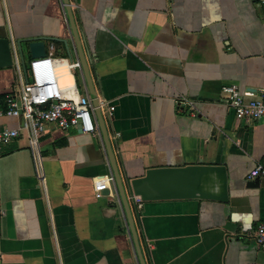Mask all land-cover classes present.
I'll list each match as a JSON object with an SVG mask.
<instances>
[{
    "label": "crops",
    "instance_id": "0c3cea01",
    "mask_svg": "<svg viewBox=\"0 0 264 264\" xmlns=\"http://www.w3.org/2000/svg\"><path fill=\"white\" fill-rule=\"evenodd\" d=\"M68 1L120 175L226 168L225 202L153 200L132 210L145 264H264L252 236L264 223V178H247L264 165V117L238 119L221 94L227 84L255 97L264 88V0ZM6 36L46 37L54 57L78 58L62 0H0ZM21 47L24 66L13 45V64L0 67V95L17 90L15 55L23 73L30 59ZM76 80L88 93L79 72ZM19 125L0 115V132ZM79 129L46 124V189L27 132L0 143V264H138L101 132Z\"/></svg>",
    "mask_w": 264,
    "mask_h": 264
},
{
    "label": "built area",
    "instance_id": "2783aa9c",
    "mask_svg": "<svg viewBox=\"0 0 264 264\" xmlns=\"http://www.w3.org/2000/svg\"><path fill=\"white\" fill-rule=\"evenodd\" d=\"M50 49H53L52 45ZM14 65L19 84L17 90L0 95V103L5 105L4 108L0 107V115L18 118L20 125L3 129L0 143L16 138L21 130H25L34 177L46 189L47 174L39 142L46 124L53 123L62 130L73 126L82 132L93 133L98 130L94 108L86 87L83 94L77 84L76 73L83 75L78 58H59L47 52L44 57L30 58L23 73L16 54ZM221 94L238 119L252 122L264 117V88L255 97V93L249 89L241 91L236 84H227L221 87ZM247 97L251 98L246 100ZM183 99L190 105L191 114L194 115V101ZM102 106L100 103L101 110ZM111 109L112 106L107 108L109 113ZM108 178L113 183L112 174ZM247 178H264V165L255 164ZM134 200L136 210H139L142 202L137 196ZM252 236L264 251V223L252 230Z\"/></svg>",
    "mask_w": 264,
    "mask_h": 264
},
{
    "label": "water",
    "instance_id": "95a60500",
    "mask_svg": "<svg viewBox=\"0 0 264 264\" xmlns=\"http://www.w3.org/2000/svg\"><path fill=\"white\" fill-rule=\"evenodd\" d=\"M62 2L66 10L85 84L94 108L97 126L101 132L105 145L113 176V184L124 211L125 219L137 254L138 263L145 264L132 217V210L138 212V210H136L134 197H139L141 202L189 198L225 202L228 199L226 168L223 165L203 164L200 162L198 164L175 167H149L144 171L143 175L136 177H132L126 172L123 173V176L120 175L107 137V128L100 108V102L93 88L86 57L83 53L79 36L73 22L69 1L62 0ZM46 39V37H30L13 41L8 36L0 37V67H7L13 64V45L17 47L23 66L25 65L21 47L22 42L27 43L29 58L46 56ZM57 39L63 41L67 46L65 39ZM67 50L70 56L68 46ZM79 131L81 130L79 129ZM254 179L257 180V178ZM102 193L106 194L108 190L104 189Z\"/></svg>",
    "mask_w": 264,
    "mask_h": 264
},
{
    "label": "rangeland",
    "instance_id": "374dc122",
    "mask_svg": "<svg viewBox=\"0 0 264 264\" xmlns=\"http://www.w3.org/2000/svg\"><path fill=\"white\" fill-rule=\"evenodd\" d=\"M25 58H26V59H25V63H27L29 59H28V57H25Z\"/></svg>",
    "mask_w": 264,
    "mask_h": 264
}]
</instances>
